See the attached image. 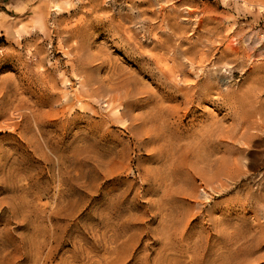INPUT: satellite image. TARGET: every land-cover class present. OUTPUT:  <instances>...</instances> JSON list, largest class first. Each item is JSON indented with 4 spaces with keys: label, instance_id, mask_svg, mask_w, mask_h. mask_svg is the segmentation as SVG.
<instances>
[{
    "label": "rangeland",
    "instance_id": "obj_1",
    "mask_svg": "<svg viewBox=\"0 0 264 264\" xmlns=\"http://www.w3.org/2000/svg\"><path fill=\"white\" fill-rule=\"evenodd\" d=\"M0 264H264V0H0Z\"/></svg>",
    "mask_w": 264,
    "mask_h": 264
}]
</instances>
